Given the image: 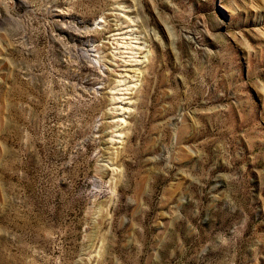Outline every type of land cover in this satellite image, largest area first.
Returning a JSON list of instances; mask_svg holds the SVG:
<instances>
[{"label":"rangeland","instance_id":"obj_1","mask_svg":"<svg viewBox=\"0 0 264 264\" xmlns=\"http://www.w3.org/2000/svg\"><path fill=\"white\" fill-rule=\"evenodd\" d=\"M0 264H264V0H0Z\"/></svg>","mask_w":264,"mask_h":264}]
</instances>
